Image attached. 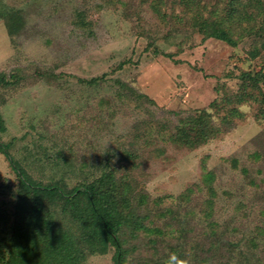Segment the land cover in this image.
<instances>
[{
  "label": "rangeland",
  "instance_id": "rangeland-1",
  "mask_svg": "<svg viewBox=\"0 0 264 264\" xmlns=\"http://www.w3.org/2000/svg\"><path fill=\"white\" fill-rule=\"evenodd\" d=\"M173 1L0 0V8L19 10L24 19L13 37L0 20V73L22 76L19 85L0 87L7 128L0 141L13 142L12 154L29 180L69 189L99 175L108 160L120 168L134 155V189L149 196L152 231L127 238V264H165L186 241L180 258L203 264L195 247L206 227L202 211L209 196L203 179L213 171L216 220L230 228L228 240L242 243L251 264H264V105H238L242 118L199 148L170 142L182 120L204 109L212 112L214 101L238 92L243 72H264V38L244 31L258 29L261 18L234 26L233 47L204 39L192 27V16ZM227 4L201 0L202 14L224 16ZM104 74L108 81L97 86L79 81ZM117 80L133 88L135 97L122 96ZM1 184L0 205L9 214L18 177L3 154ZM190 188L194 193L184 200ZM113 258L111 248L83 264H114Z\"/></svg>",
  "mask_w": 264,
  "mask_h": 264
},
{
  "label": "trees",
  "instance_id": "trees-1",
  "mask_svg": "<svg viewBox=\"0 0 264 264\" xmlns=\"http://www.w3.org/2000/svg\"><path fill=\"white\" fill-rule=\"evenodd\" d=\"M163 3L166 5L164 0ZM173 3L192 16V27L204 39H216L235 47L234 26L242 27L257 17L261 18L259 28H244V31L264 38V0H228L225 15L215 16V19L203 16L201 0H174ZM78 17L84 19L81 13ZM0 20L5 21L12 37L24 26L20 11L6 6L0 8ZM156 52L159 53V50ZM258 52L251 53L252 58ZM108 75L79 81L97 86L108 81ZM240 80L239 91L214 101L209 106L212 112L204 109L182 120L171 135L170 142L181 148H199L229 132L235 120L242 118L238 105L250 101L264 105V72H243ZM21 81L19 73L10 76L0 73L2 88H13ZM116 83L122 96L135 97L133 88L119 80ZM262 113L264 115V110ZM215 117L220 119V123L215 122ZM6 130L0 113V133ZM12 146L13 142L0 141V154L6 156L18 177L13 211L8 214L0 205V264H83L89 255H104L111 248L114 249V264H127L131 250L127 238L137 240L142 234L152 231L148 226L153 212L149 196L134 189L136 179L131 172L136 167L134 155L128 156V164L120 168H113L108 160L99 175L92 174L69 189L59 184L43 185L29 180L18 166ZM255 157L259 159L261 155L255 154ZM232 163L237 166L238 162L234 160ZM203 180L209 197L204 201L205 209L202 211L206 225L202 229L203 239L195 247L202 252L201 262L251 264L250 254L244 252L242 243L228 240L230 228L220 225L214 215L215 199L218 197L214 187L216 174L208 172ZM4 189L5 185L1 184L0 200ZM193 193L194 189L190 188L182 198L189 201ZM166 215L168 212L164 213ZM261 233L264 235L263 231ZM187 242L179 244L177 257L185 254ZM251 244L259 248L256 239L252 238ZM190 256L197 261L200 258L194 252Z\"/></svg>",
  "mask_w": 264,
  "mask_h": 264
},
{
  "label": "clouds",
  "instance_id": "clouds-1",
  "mask_svg": "<svg viewBox=\"0 0 264 264\" xmlns=\"http://www.w3.org/2000/svg\"><path fill=\"white\" fill-rule=\"evenodd\" d=\"M165 264H188V262L183 258L176 257L175 254H172Z\"/></svg>",
  "mask_w": 264,
  "mask_h": 264
}]
</instances>
